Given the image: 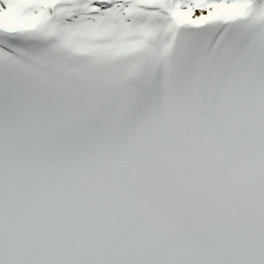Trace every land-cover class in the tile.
Instances as JSON below:
<instances>
[{
    "label": "snow or ice",
    "instance_id": "snow-or-ice-1",
    "mask_svg": "<svg viewBox=\"0 0 264 264\" xmlns=\"http://www.w3.org/2000/svg\"><path fill=\"white\" fill-rule=\"evenodd\" d=\"M0 264H264V0H0Z\"/></svg>",
    "mask_w": 264,
    "mask_h": 264
}]
</instances>
